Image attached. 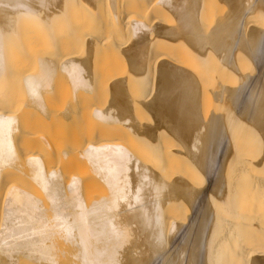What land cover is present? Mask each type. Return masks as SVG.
Masks as SVG:
<instances>
[{"label":"bare ground","instance_id":"6f19581e","mask_svg":"<svg viewBox=\"0 0 264 264\" xmlns=\"http://www.w3.org/2000/svg\"><path fill=\"white\" fill-rule=\"evenodd\" d=\"M0 264H264V0H0Z\"/></svg>","mask_w":264,"mask_h":264},{"label":"rangeland","instance_id":"374dc122","mask_svg":"<svg viewBox=\"0 0 264 264\" xmlns=\"http://www.w3.org/2000/svg\"><path fill=\"white\" fill-rule=\"evenodd\" d=\"M108 99H109V97H108ZM151 122H152V120L150 117H142V121H141L142 124L150 125V124H152ZM45 133H46V130H43L41 134H45ZM97 189H98V187L96 188V190ZM97 191H100V188Z\"/></svg>","mask_w":264,"mask_h":264}]
</instances>
